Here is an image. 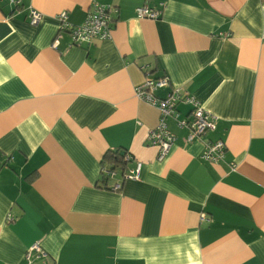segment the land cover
Returning <instances> with one entry per match:
<instances>
[{"label": "crops", "instance_id": "obj_1", "mask_svg": "<svg viewBox=\"0 0 264 264\" xmlns=\"http://www.w3.org/2000/svg\"><path fill=\"white\" fill-rule=\"evenodd\" d=\"M98 1L110 36L71 46L58 15L78 25L90 0H0V264H264V0ZM144 3L160 16L138 18ZM146 73L215 117L190 142L166 118L162 159L160 112L135 93ZM216 140L223 159H203ZM108 150L139 177L104 178ZM35 242L47 256L29 263Z\"/></svg>", "mask_w": 264, "mask_h": 264}, {"label": "built area", "instance_id": "obj_2", "mask_svg": "<svg viewBox=\"0 0 264 264\" xmlns=\"http://www.w3.org/2000/svg\"><path fill=\"white\" fill-rule=\"evenodd\" d=\"M12 4H18L19 0H6ZM91 9L87 12L84 21L78 25L68 26L66 15L64 12L58 15L60 21V29H68L70 35V45L78 46L83 43L91 42L93 39H105L110 36L111 25V7L100 3L98 0H90ZM161 4L157 6H151L148 3H144L137 7L135 10L138 18H151L156 19L161 14ZM41 13L33 8L28 11V22L31 25H35L40 21ZM57 40L54 41L56 45ZM143 83L135 87V93L139 99L156 107L160 112V121L156 127H154L150 134L149 139L151 142L158 146V158L162 159L172 147L176 137L166 127L165 119L173 117L178 126L188 129V135L185 140L187 142L193 139H201L204 134L214 127L215 117L203 108L199 100L192 94H188L183 91L182 88H175L169 91L164 97L157 96L156 92L167 85L166 77H152L149 73L145 74ZM184 102L191 106L190 116L188 119H179L177 106L179 103ZM225 153V145L222 140H216L214 142L207 141L204 143L202 151V158L211 162H217L223 159ZM124 160H130L129 154L124 152ZM141 171V163L136 162V165L132 169L121 171L120 178H138ZM101 174L106 176L107 179L116 177L117 172L110 170L108 167H101ZM116 180L112 185L113 190L121 188L120 181ZM203 218V216L201 217ZM12 217H8L11 220ZM36 251L38 258H45L47 253L39 246L38 242L33 243L26 254V259L30 261V252ZM45 264V263H43Z\"/></svg>", "mask_w": 264, "mask_h": 264}, {"label": "trees", "instance_id": "obj_3", "mask_svg": "<svg viewBox=\"0 0 264 264\" xmlns=\"http://www.w3.org/2000/svg\"><path fill=\"white\" fill-rule=\"evenodd\" d=\"M124 152L120 150H108L104 153L101 159V165L104 167H108L110 170L121 169V171L125 170V166L127 161L124 160ZM104 178L106 176L103 175Z\"/></svg>", "mask_w": 264, "mask_h": 264}]
</instances>
